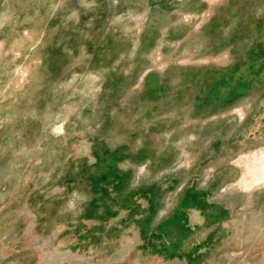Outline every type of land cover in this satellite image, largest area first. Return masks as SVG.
Wrapping results in <instances>:
<instances>
[{"label": "rangeland", "instance_id": "obj_1", "mask_svg": "<svg viewBox=\"0 0 264 264\" xmlns=\"http://www.w3.org/2000/svg\"><path fill=\"white\" fill-rule=\"evenodd\" d=\"M41 256L264 264V0H0V264Z\"/></svg>", "mask_w": 264, "mask_h": 264}, {"label": "crops", "instance_id": "obj_2", "mask_svg": "<svg viewBox=\"0 0 264 264\" xmlns=\"http://www.w3.org/2000/svg\"><path fill=\"white\" fill-rule=\"evenodd\" d=\"M114 162H115V165H114V164H113V165H110V168H115V166H116V161H114ZM57 258H59V256H58ZM57 261H58V259H57ZM34 264H48V262L45 261V259H44L43 256H41V257L39 258V260L36 261V263H34ZM56 264H58V263L56 262Z\"/></svg>", "mask_w": 264, "mask_h": 264}]
</instances>
